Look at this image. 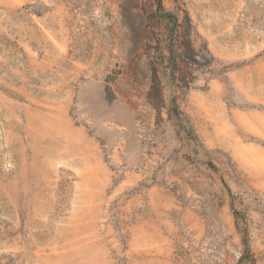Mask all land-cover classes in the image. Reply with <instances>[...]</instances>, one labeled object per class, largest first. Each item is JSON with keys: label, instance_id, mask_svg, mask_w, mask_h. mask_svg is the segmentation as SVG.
I'll use <instances>...</instances> for the list:
<instances>
[{"label": "rangeland", "instance_id": "rangeland-1", "mask_svg": "<svg viewBox=\"0 0 264 264\" xmlns=\"http://www.w3.org/2000/svg\"><path fill=\"white\" fill-rule=\"evenodd\" d=\"M263 135L264 0H0V264H264Z\"/></svg>", "mask_w": 264, "mask_h": 264}, {"label": "trees", "instance_id": "trees-1", "mask_svg": "<svg viewBox=\"0 0 264 264\" xmlns=\"http://www.w3.org/2000/svg\"><path fill=\"white\" fill-rule=\"evenodd\" d=\"M159 8L163 9L161 1H159ZM166 17L172 18L173 20H176V18L170 14L165 13ZM177 22V21H176ZM173 66H176V63L173 61ZM162 89L160 86L159 77L156 71H153L152 75V85L150 87V91L147 96L148 103L154 108V109H160V106L162 104ZM176 102V100H174ZM176 117L179 118L180 112L178 111L177 107L172 111ZM190 138L192 141L198 143V139L194 133L191 135ZM244 259V258H243Z\"/></svg>", "mask_w": 264, "mask_h": 264}, {"label": "crops", "instance_id": "crops-1", "mask_svg": "<svg viewBox=\"0 0 264 264\" xmlns=\"http://www.w3.org/2000/svg\"><path fill=\"white\" fill-rule=\"evenodd\" d=\"M264 136V135H263Z\"/></svg>", "mask_w": 264, "mask_h": 264}]
</instances>
